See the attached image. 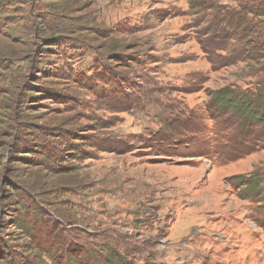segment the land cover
<instances>
[{"label":"rangeland","instance_id":"obj_1","mask_svg":"<svg viewBox=\"0 0 264 264\" xmlns=\"http://www.w3.org/2000/svg\"><path fill=\"white\" fill-rule=\"evenodd\" d=\"M241 1L0 0L1 249L60 224L128 264H264V123L215 98L264 78Z\"/></svg>","mask_w":264,"mask_h":264},{"label":"trees","instance_id":"obj_2","mask_svg":"<svg viewBox=\"0 0 264 264\" xmlns=\"http://www.w3.org/2000/svg\"><path fill=\"white\" fill-rule=\"evenodd\" d=\"M238 8L236 12L227 10L228 21H230L227 22L228 30L233 32L238 40H243L248 36V32L252 33L254 30L261 31L259 37L263 38L261 43L254 46L253 52L244 57L248 63L247 66H249L248 73H250V76L256 77L259 75L258 72L264 74V7H262V10H255L241 1ZM258 20L261 22L257 23ZM257 86L259 91L256 96H250L249 92L246 94L241 93L236 89L227 90L226 92L219 91L215 94V98L220 103L218 108L223 111H232L240 116L242 124L264 123V78L257 82ZM253 97L255 99H252ZM13 228L20 231L18 233L25 231V226L20 220L14 222ZM52 229L54 232L51 243L48 241H46V244L44 242L39 243L34 235H29V244L23 248L27 256L23 253V255L20 254L19 258L14 256L11 250L0 248V261L5 264H62L64 260L66 264H128L125 262V258H121L113 251L116 248L108 249L107 252L103 251L101 253L103 256L99 255L100 257H98L96 253H90L89 249L85 247L76 249L75 245L69 244V241L62 235L60 224L57 227L52 226Z\"/></svg>","mask_w":264,"mask_h":264}]
</instances>
